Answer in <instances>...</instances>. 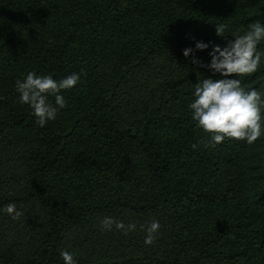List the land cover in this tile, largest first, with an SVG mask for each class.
I'll use <instances>...</instances> for the list:
<instances>
[{
  "label": "trees",
  "instance_id": "16d2710c",
  "mask_svg": "<svg viewBox=\"0 0 264 264\" xmlns=\"http://www.w3.org/2000/svg\"><path fill=\"white\" fill-rule=\"evenodd\" d=\"M260 1L0 0V264H64L61 250L77 264H264L260 138L205 147L188 107L199 81L224 78L205 67L213 47L264 25ZM29 72L80 74L44 127L16 91ZM105 217L137 228L104 231Z\"/></svg>",
  "mask_w": 264,
  "mask_h": 264
},
{
  "label": "clouds",
  "instance_id": "9594fccd",
  "mask_svg": "<svg viewBox=\"0 0 264 264\" xmlns=\"http://www.w3.org/2000/svg\"><path fill=\"white\" fill-rule=\"evenodd\" d=\"M226 27L224 24L216 25V35L226 38ZM261 41H264V25L257 21L249 26L246 33L235 36L234 40L228 41L223 48L214 46L209 53L211 62L205 67L224 78H205L199 81L194 90L195 99L188 105L197 127L210 138L206 143L201 141L205 147H215L226 139L246 141L251 145L264 135L261 115L264 100L261 93L256 89L245 90L238 78L250 76L260 67L264 53L258 51L257 46ZM195 47L197 50H205L209 45L197 42ZM192 51L188 48L183 54L188 57ZM192 62L200 63L196 59ZM233 76L236 78H229ZM79 81L78 73H72L57 81L50 75L29 72L23 80H17L16 91L20 94V102L33 109L36 122L44 127L48 121L56 119L59 110L67 107L61 93L71 90ZM49 97H54V104ZM192 147L195 149L197 145L193 144ZM3 211L13 220L22 215L14 203L7 204ZM101 226L104 231H111L114 226L125 235L137 228L135 223L125 225L122 221L110 217H105ZM140 227L146 232L144 243L155 244L161 227L159 222L153 220L147 227ZM60 256L64 264H77L74 254L67 250H61Z\"/></svg>",
  "mask_w": 264,
  "mask_h": 264
},
{
  "label": "rangeland",
  "instance_id": "374dc122",
  "mask_svg": "<svg viewBox=\"0 0 264 264\" xmlns=\"http://www.w3.org/2000/svg\"><path fill=\"white\" fill-rule=\"evenodd\" d=\"M246 1L251 4V7L254 11L260 9V4H261L260 0H246ZM244 33H246V31H241L239 35H243ZM257 50L260 51L258 47ZM240 78L245 79L244 82L247 90L256 89L260 91L261 98L262 100H264V57H262L261 65L255 73L251 74L250 76L240 77ZM261 115H262V128H264V107H262ZM259 156H261L260 171L262 172L264 171V135H262L259 139Z\"/></svg>",
  "mask_w": 264,
  "mask_h": 264
}]
</instances>
